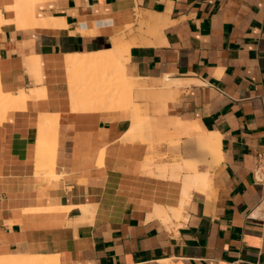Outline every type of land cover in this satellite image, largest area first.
<instances>
[{"label": "crops", "instance_id": "0c3cea01", "mask_svg": "<svg viewBox=\"0 0 264 264\" xmlns=\"http://www.w3.org/2000/svg\"><path fill=\"white\" fill-rule=\"evenodd\" d=\"M16 3L0 0V92L16 97L0 103V263L264 264V0ZM122 77L136 110L74 108L71 85Z\"/></svg>", "mask_w": 264, "mask_h": 264}, {"label": "bare ground", "instance_id": "6f19581e", "mask_svg": "<svg viewBox=\"0 0 264 264\" xmlns=\"http://www.w3.org/2000/svg\"><path fill=\"white\" fill-rule=\"evenodd\" d=\"M36 1H38V0H17V9H18V11L20 12H22V10H23V12H24V10H26L25 8L26 7H32L33 6V4L36 2ZM41 1V0H40ZM45 1V0H44ZM33 8H29V9H27L28 11L29 10H32ZM33 11V10H32ZM15 12H16V10H15ZM26 12V11H25ZM30 12V11H29ZM29 12H27L26 14V16H25V13H23L24 15H22L21 16V13H20V15L18 16L19 18H18V20H20L19 22L17 21V23L21 26L22 24H23V22L25 23L27 20H28V17L27 16H29V15H31V13L28 15V13ZM24 16H25V18H24ZM1 17V16H0ZM21 17H23L22 18V20H21ZM30 18H31V16H29ZM33 17H34V14H32V20H33ZM29 18V20L30 21H28V23L29 22H31L32 20ZM2 20V19H1ZM26 20V21H25ZM37 20V19H36ZM36 20L34 19L32 22H31V24H34L35 22H36ZM42 21H43V19H41ZM47 20V21H46ZM46 20L45 21H43V22H39V24L40 25H38V26H41V25H47V27L49 26V27H53V26H55V25H52L51 23L54 21L52 18H50L49 20L46 18ZM52 21V22H51ZM21 22V23H20ZM27 23V22H26ZM25 23V24H26ZM37 23H38V21H37ZM54 23H56V22H54ZM53 23V24H54ZM57 24V23H56ZM60 24V23H59ZM51 25V26H50ZM58 25V24H57ZM23 26V25H22ZM37 26V25H36ZM60 26H62V25H60ZM56 27V26H55ZM58 27V26H57ZM60 28V27H59ZM62 28V27H61ZM125 47V46H124ZM120 48H122L121 47V45H117L116 46V48H115V52L113 51V52H111L109 55H111L110 56V59L112 60V61H115V56H117L119 53L118 52H120L121 50H120ZM127 51H129V46H127ZM123 50V49H122ZM118 53V54H117ZM124 53V52H123ZM121 54V53H120ZM108 55V54H107ZM107 55H105V57L107 56ZM108 55V56H109ZM107 56V57H108ZM104 56H97V57H95V58H93V60L91 61V62H89V61H83V62H80V58H78L77 57V59H71V60H69V66H70V68L71 69H74V68H76V67H79V66H88V64H94V65H97V64H103V60H104V58H103ZM118 57H120V55L118 56ZM105 59H107V58H105ZM118 59V58H117ZM119 60V59H118ZM107 61V60H106ZM106 61H104V62H106ZM116 62V61H115ZM117 63L119 64L120 62L119 61H117ZM82 64V65H81ZM121 65V64H120ZM115 66V65H114ZM49 67H51V66H49ZM118 68V67H117ZM75 70V69H74ZM77 74H79V73H77ZM82 74V73H81ZM85 75V74H84ZM80 76V75H79ZM83 76V75H82ZM77 79V78H76ZM76 81V80H75ZM77 81H79L78 79H77ZM84 81V80H83ZM126 78L125 77H122V80H121V85H71V87H72V92H71V96H72V98H73V103H74V108L75 109H77L78 107H79V105H81V103H87V102H94V104L96 105H94L93 106V108H98V110L101 108H106V105L108 104V103H112V101H115L114 99H115V97H118V96H120V97H122V99L123 100H121V103H120V106H119V108L120 107H124V108H126V107H129V108H132V110L133 109H137V105L132 101V95H131V93H132V90H133V83L130 85V80H127L126 82H127V84H126ZM1 92H0V103H3V104H5V106L6 105H9V104H13L12 102H13V100L10 102V99H15L16 97H12V98H7L6 96V98H4V94L2 95V97H1ZM21 95V94H20ZM40 96V95H39ZM19 97L20 96H18L17 97V101H18V99H19ZM4 98V99H3ZM23 98V97H22ZM124 98L126 99V102H125V100H124ZM6 99V100H5ZM116 99H118V98H116ZM24 100V99H23ZM16 101V100H15ZM16 101V102H17ZM15 102V103H16ZM19 102H21V97H20V100H19ZM85 103V104H86ZM91 103V104H92ZM2 104V105H3ZM88 104V103H87ZM87 104H86V106H87ZM90 104V103H89ZM88 104V106H87V108H90V106H91V104L89 105ZM1 105V104H0ZM19 105V104H18ZM93 105V104H92ZM115 105H119V104H117V103H115ZM4 106V105H3ZM10 106V105H9ZM9 106H7L8 108H10ZM13 107H14V104H13ZM85 107V106H84ZM108 107V106H107ZM113 107V106H112ZM118 107V106H117ZM15 108H17L16 106H15ZM92 108V109H93ZM115 108H116V106H115ZM118 108V109H119ZM103 109V110H104ZM108 109V108H107ZM114 109V108H113ZM123 109V108H122ZM80 111V110H79ZM102 111V110H101ZM4 113V112H3ZM136 116V115H135ZM1 117V116H0ZM2 118V117H1ZM2 121V120H1ZM146 122V121H145ZM47 123V122H46ZM144 122L140 119V117L137 115L136 116V118L134 119V126H133V130L135 131L136 129H139L141 126V129L144 127L142 124H143ZM132 126V125H131ZM131 128V127H130ZM148 129V128H147ZM139 131V130H138ZM136 132V131H135ZM148 132V131H147ZM137 133V132H136ZM141 132H139V134H140ZM135 134V133H134ZM131 137H132V135H130ZM136 137V136H135ZM137 138H139V136H137ZM144 138V137H143ZM52 139V138H51ZM136 139V138H135ZM134 140V139H133ZM148 140V139H147ZM213 140V139H212ZM212 140H210L209 142H206L205 143V145L207 146V148L209 149V150H212V149H215L216 148V145H215V143L212 141ZM47 156H49V154L47 155ZM54 156V155H53ZM104 156V155H103ZM102 159V158H101ZM101 161V160H100ZM102 163V162H101ZM104 163V162H103ZM45 164V163H44ZM43 164V165H44ZM46 167V166H45ZM42 168H43V166H42ZM47 168V167H46ZM45 168V169H46ZM48 170V169H47ZM46 170V171H47ZM194 170V169H193ZM45 171V170H44ZM48 173V172H47ZM192 185H193V187L194 188H196V189H198V190H201V191H204V190H206V189H208L209 188V186H210V179H209V177L207 176V175H202V176H200V175H198V174H195V176L193 177V179H192ZM193 188V189H194ZM35 257V256H34ZM38 257V256H37ZM40 257V256H39ZM19 260V259H18ZM54 263H57V262H54V258H47V257H45L44 256V258H31V259H27V260H23V261H17L16 260V262H13V263H11V264H54ZM1 264V263H0Z\"/></svg>", "mask_w": 264, "mask_h": 264}, {"label": "built area", "instance_id": "2783aa9c", "mask_svg": "<svg viewBox=\"0 0 264 264\" xmlns=\"http://www.w3.org/2000/svg\"><path fill=\"white\" fill-rule=\"evenodd\" d=\"M252 173H253L254 181L257 184L264 186V154H258L256 156ZM262 221L264 224V211L262 213Z\"/></svg>", "mask_w": 264, "mask_h": 264}]
</instances>
